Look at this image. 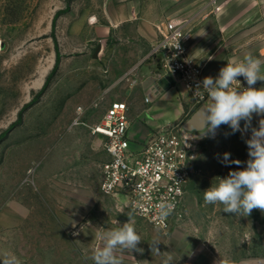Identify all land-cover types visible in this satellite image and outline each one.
Instances as JSON below:
<instances>
[{
    "label": "rangeland",
    "instance_id": "374dc122",
    "mask_svg": "<svg viewBox=\"0 0 264 264\" xmlns=\"http://www.w3.org/2000/svg\"><path fill=\"white\" fill-rule=\"evenodd\" d=\"M120 1L0 0V261L11 253L20 264H94L101 234L131 219L143 252L118 251L123 264H163L168 256L173 264H261L264 212L228 214L203 199L217 177L238 170L220 162L225 152L242 162L240 169L249 159L250 136L228 125L214 135L202 136L208 125L190 130L201 172L188 186L184 218L166 231L100 191L107 157L90 126L112 101H125L131 118L146 99L144 87L163 76L167 83L157 84L160 93L145 108L164 95V107L176 110L174 122L184 125L190 117L188 108L182 115L180 83L159 67L152 45L111 16ZM185 1L182 19L192 20L187 48L206 57L227 38L218 40L216 19ZM177 7L171 1L170 10ZM170 16L180 17L163 20ZM197 59L205 77H218L227 65ZM153 241L160 254L152 253Z\"/></svg>",
    "mask_w": 264,
    "mask_h": 264
},
{
    "label": "built area",
    "instance_id": "2783aa9c",
    "mask_svg": "<svg viewBox=\"0 0 264 264\" xmlns=\"http://www.w3.org/2000/svg\"><path fill=\"white\" fill-rule=\"evenodd\" d=\"M189 31L185 20L165 19L156 25L157 38L150 54L164 72L179 81L194 105L201 106L207 101V93L203 89L196 92L204 76L187 48ZM237 79L240 85L233 87H247ZM174 121L152 130L137 143L130 135L127 103L114 100L101 119L90 126L91 133L104 140L107 157L102 165L100 191L160 231L184 218L188 186L201 172L192 133ZM161 204L174 205L167 216L161 215Z\"/></svg>",
    "mask_w": 264,
    "mask_h": 264
},
{
    "label": "clouds",
    "instance_id": "9594fccd",
    "mask_svg": "<svg viewBox=\"0 0 264 264\" xmlns=\"http://www.w3.org/2000/svg\"><path fill=\"white\" fill-rule=\"evenodd\" d=\"M261 67L259 59L246 55L240 62H227L220 69L218 77H205L196 90L203 89L208 100L203 110L209 123L206 129L201 130L202 136L214 135L221 125H228L232 133L239 131L242 135L251 130L250 138L245 141L249 157L246 167L240 169L242 162L230 159L231 154L225 152L220 162L225 166L235 164L238 170L229 171L224 178L217 177L218 182L203 192L206 204H222L224 213L238 216H249L254 209L264 212V118L259 119L258 127H252L253 114L264 117V87H254L258 80L264 81ZM238 77H243L248 85L242 90L241 86L233 87L236 83L240 85ZM241 121H244L243 128ZM158 207L161 215L167 216L174 205L161 204ZM116 223V228L107 230L99 237L102 244L93 251L94 264H123L118 251L143 252L138 247L143 240L131 219L122 225ZM158 243H149L152 253L160 254ZM0 264H20V261L9 253ZM163 264H173L172 258L168 256Z\"/></svg>",
    "mask_w": 264,
    "mask_h": 264
},
{
    "label": "crops",
    "instance_id": "0c3cea01",
    "mask_svg": "<svg viewBox=\"0 0 264 264\" xmlns=\"http://www.w3.org/2000/svg\"><path fill=\"white\" fill-rule=\"evenodd\" d=\"M171 1L175 2L176 6L178 5L175 10L169 8ZM194 1L195 13L205 14L206 17L211 15L216 19V22L213 21V28L216 30L217 39L227 38L226 42L212 45L216 48L212 49L206 57L202 58L199 55H194V59L197 61V58H201L205 62L216 60L240 62L246 55H252L262 62L261 73L264 74V0ZM182 2L185 4H182ZM186 5L185 0H121L120 7L110 13L118 24H132L136 34L148 44L153 45L157 38L156 25L167 18H178L170 16L163 20L164 15L178 14L179 19H182V6L186 8ZM185 21L189 25L192 23V20L189 19H185ZM223 44L224 48L219 49L223 47ZM152 79L151 86L144 87V95L148 101L145 102L143 97L140 98L138 100L140 110L130 118V135L137 143L143 142L152 130L165 125L176 116V110L165 108V105L161 102L164 95L153 106L145 108V105L150 106L152 100H155L160 93L157 84L167 83V79L163 76L160 79ZM242 79V83L248 86L243 77ZM254 87L257 89L264 87V81L258 80ZM207 102L208 100L203 105L194 107L193 101L182 89V115L185 114L186 108H188V115L191 117L199 108H203ZM261 118L264 117L253 114L252 125L258 127V121ZM208 123L206 119L202 124L195 126L194 129L206 126ZM241 128H243V125ZM190 130L192 131L193 128ZM244 134L251 136V131Z\"/></svg>",
    "mask_w": 264,
    "mask_h": 264
},
{
    "label": "water",
    "instance_id": "95a60500",
    "mask_svg": "<svg viewBox=\"0 0 264 264\" xmlns=\"http://www.w3.org/2000/svg\"><path fill=\"white\" fill-rule=\"evenodd\" d=\"M205 120H206V117L204 114V110L201 107L184 123V128L190 130L191 128H194L195 126L202 124ZM244 263L245 264L256 263V260L245 261ZM260 263L264 264V259H261Z\"/></svg>",
    "mask_w": 264,
    "mask_h": 264
},
{
    "label": "trees",
    "instance_id": "16d2710c",
    "mask_svg": "<svg viewBox=\"0 0 264 264\" xmlns=\"http://www.w3.org/2000/svg\"><path fill=\"white\" fill-rule=\"evenodd\" d=\"M56 56H57V58H58V57H59V54H57Z\"/></svg>",
    "mask_w": 264,
    "mask_h": 264
}]
</instances>
